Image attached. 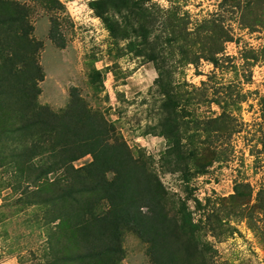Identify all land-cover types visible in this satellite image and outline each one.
I'll return each instance as SVG.
<instances>
[{
  "label": "rangeland",
  "instance_id": "374dc122",
  "mask_svg": "<svg viewBox=\"0 0 264 264\" xmlns=\"http://www.w3.org/2000/svg\"><path fill=\"white\" fill-rule=\"evenodd\" d=\"M14 1L30 8L33 38L44 44L38 102L63 109L77 87L148 162L168 208L184 203L199 225L172 244L175 263L264 264V0H127L130 29L151 31L145 50L132 53L92 10L97 0ZM52 21L64 49L49 38ZM223 33L230 38L222 45ZM219 49L216 65L209 57ZM0 152V264L77 254L69 223L38 203L49 187L22 178L8 148ZM91 162L87 155L75 164ZM123 248L121 264H150L135 233H125Z\"/></svg>",
  "mask_w": 264,
  "mask_h": 264
},
{
  "label": "trees",
  "instance_id": "16d2710c",
  "mask_svg": "<svg viewBox=\"0 0 264 264\" xmlns=\"http://www.w3.org/2000/svg\"><path fill=\"white\" fill-rule=\"evenodd\" d=\"M126 5L127 0H97L91 8L113 38L127 42L129 52H143L151 31L144 25L130 29L122 16ZM29 16L28 6L0 0V120H12L0 121V147L8 148L22 178L33 176L34 184L49 187L36 193L38 203L50 202L59 213L56 219L66 220L74 230L79 252L56 250L54 264H121L127 232L147 244L150 264H176L172 244L183 235L196 236L199 225L184 203L172 201L168 208L165 189L148 162L132 154L113 123L93 111L77 87L71 88L63 109L38 102L45 80L39 64L44 44L33 38ZM137 16L150 20L145 12ZM223 35L222 45L230 38ZM49 38L65 48L57 21H52ZM220 53L215 50L209 57L216 65ZM87 155L92 162L77 167L76 161Z\"/></svg>",
  "mask_w": 264,
  "mask_h": 264
}]
</instances>
